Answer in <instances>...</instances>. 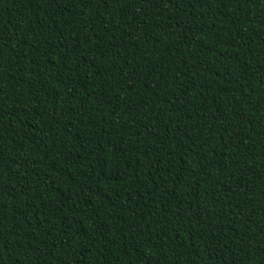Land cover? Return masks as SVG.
Listing matches in <instances>:
<instances>
[{"label":"trees","instance_id":"16d2710c","mask_svg":"<svg viewBox=\"0 0 264 264\" xmlns=\"http://www.w3.org/2000/svg\"><path fill=\"white\" fill-rule=\"evenodd\" d=\"M0 264H264V0H0Z\"/></svg>","mask_w":264,"mask_h":264}]
</instances>
